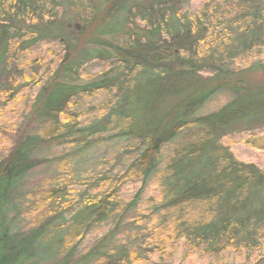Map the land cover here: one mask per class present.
I'll return each mask as SVG.
<instances>
[{
	"label": "trees",
	"instance_id": "1",
	"mask_svg": "<svg viewBox=\"0 0 264 264\" xmlns=\"http://www.w3.org/2000/svg\"><path fill=\"white\" fill-rule=\"evenodd\" d=\"M183 1L0 0V109H29L25 118L23 111L14 117V128L32 118L0 157V244L5 245L0 264H71L73 247L55 263L61 253L60 227L44 221L48 217L30 228V236L18 231L16 199L26 179L45 164L37 159L39 150L69 135L72 127L61 121L74 100L118 84L123 94L111 111L123 130L118 136L143 140L132 173L148 183L170 156L160 176V203L177 212L174 235L217 258L229 253L249 259L258 250L261 256L253 264H264V170L240 162L221 143L229 134L264 122V87L245 85L243 77L228 73L233 61L228 53L251 52L264 43L263 0H229L240 4L231 17L220 12L219 0H209L193 16L181 15ZM115 37L116 43L108 41ZM44 45L59 48L58 55L65 51L54 70L58 55L51 60L35 56ZM92 59L112 61L113 68L89 83L80 82V69ZM206 59L220 66L204 77ZM237 71H264V59ZM222 95L229 96L225 103L202 113ZM62 194L52 188L48 203L53 205ZM117 195L113 189L99 204L76 213L73 237L90 220L98 224L113 214ZM200 207L204 218L188 217L193 212L188 208ZM58 212L59 207L53 213ZM139 251L133 259L149 263L147 248ZM96 257L100 264L133 262L127 250L113 249L93 250L85 259Z\"/></svg>",
	"mask_w": 264,
	"mask_h": 264
},
{
	"label": "rangeland",
	"instance_id": "2",
	"mask_svg": "<svg viewBox=\"0 0 264 264\" xmlns=\"http://www.w3.org/2000/svg\"><path fill=\"white\" fill-rule=\"evenodd\" d=\"M208 1L184 0L179 12L181 15L193 16L199 13ZM219 3L221 4L218 8L225 17L235 16L237 8L240 7V4L231 3L229 0L225 2L219 0ZM262 6H264V0ZM143 32H146V29ZM108 41L116 43L118 39L115 37ZM52 48L53 52L50 50ZM64 52H60L62 56ZM58 53L59 48L56 46L44 45L35 53V56L37 58L44 56L49 60ZM61 55L56 57L52 70L61 60ZM228 56H232L233 59L229 61L230 77L233 75L234 78L243 77L242 83L245 85L264 87V71H255L251 74H239L240 72L237 71L241 69V66L249 65L259 57L264 59V43L259 44L251 52L235 50L228 53ZM213 61L214 59L202 60L207 70L203 73L204 77L208 76V72H212L209 69L218 71L220 64L213 65ZM111 68H113L112 61L106 63L92 59L80 69L79 81L89 83L95 76ZM123 86V88L126 87ZM119 87H121L120 84L106 90L94 91L91 95L86 94L78 97L77 101L74 100L68 110L69 116L66 119L62 118L61 121L62 124L66 122L72 127L69 135L64 141L62 139L55 144L44 145L39 150L37 159L44 160L45 164L36 168L33 175L26 179V185L16 199L20 204L19 216L16 219L18 225L14 224L19 230L16 229L25 236H30V228L40 223L44 216L48 217L44 221H52L55 224L53 227L59 226L57 247H60L61 253L55 263L61 262L62 256L73 247L75 254L71 264L76 261L100 264L99 262L102 261L98 257L85 259L93 250L97 252H107L109 249L127 250L133 259V256L136 258V253L140 254L139 250L143 248H147L150 262L133 259L132 264H253L261 256L258 250L249 259L229 253H224L217 258L205 253L202 249L194 248L192 244L186 242L184 237L174 235L177 232V212L173 209H164L160 203L162 199L160 176L166 172V162L170 156L163 158L165 164L161 171L157 172L148 183H144L141 177L132 173V166L138 160L143 140L118 136L122 129L115 123L116 119L111 111L114 110L116 101L123 94ZM221 98L209 104L202 113L212 112L225 103L229 96L222 95ZM21 111L25 118L29 109L25 110V107L22 108L20 105L13 111L10 105L0 109V134L2 135L0 157L14 144L20 132L24 133L30 124L32 118L28 116L27 120L22 119L20 123L16 122L15 128L13 127L14 117L20 116ZM249 136H255L257 141L253 143L254 140ZM221 143L240 162L255 164L264 170V122L255 128L229 134ZM52 188L59 189L64 194L56 197L53 205H50L47 198ZM113 189L118 191V195L115 196L118 206L113 207L114 213H110L109 217L98 224L93 225L90 220L79 231L80 233L73 237L71 232H74L72 228L75 227L74 215L82 212L87 205L99 204ZM139 195L141 197L137 206L130 209L132 202ZM57 207L60 212L54 214ZM62 209H66L65 213L61 211ZM204 210L203 207L193 210L188 208V212L193 211L188 217L193 214L191 216L200 220L205 217ZM61 223L64 225H59ZM18 241L19 239L15 240V242ZM4 246L0 244V249Z\"/></svg>",
	"mask_w": 264,
	"mask_h": 264
}]
</instances>
